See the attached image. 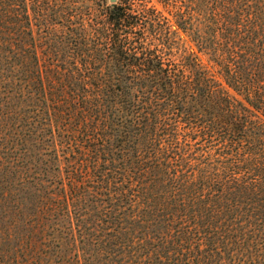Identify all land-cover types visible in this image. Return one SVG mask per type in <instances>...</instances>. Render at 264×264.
I'll return each mask as SVG.
<instances>
[{
	"label": "trees",
	"instance_id": "1",
	"mask_svg": "<svg viewBox=\"0 0 264 264\" xmlns=\"http://www.w3.org/2000/svg\"><path fill=\"white\" fill-rule=\"evenodd\" d=\"M157 2L0 0V188L48 264H264V0Z\"/></svg>",
	"mask_w": 264,
	"mask_h": 264
},
{
	"label": "rangeland",
	"instance_id": "2",
	"mask_svg": "<svg viewBox=\"0 0 264 264\" xmlns=\"http://www.w3.org/2000/svg\"><path fill=\"white\" fill-rule=\"evenodd\" d=\"M153 2L171 17L168 9L157 0ZM202 60L211 65L206 56H202ZM16 208L15 200L7 190L0 188V264H48L50 259L55 262L56 258L48 254L51 251L47 246L49 242L45 238H32L30 216H17Z\"/></svg>",
	"mask_w": 264,
	"mask_h": 264
},
{
	"label": "water",
	"instance_id": "3",
	"mask_svg": "<svg viewBox=\"0 0 264 264\" xmlns=\"http://www.w3.org/2000/svg\"><path fill=\"white\" fill-rule=\"evenodd\" d=\"M117 0H111V2L115 3Z\"/></svg>",
	"mask_w": 264,
	"mask_h": 264
}]
</instances>
